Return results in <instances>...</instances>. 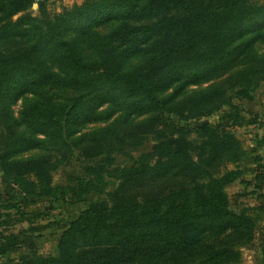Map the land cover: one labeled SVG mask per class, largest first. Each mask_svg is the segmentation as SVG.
I'll use <instances>...</instances> for the list:
<instances>
[{
    "label": "trees",
    "instance_id": "1",
    "mask_svg": "<svg viewBox=\"0 0 264 264\" xmlns=\"http://www.w3.org/2000/svg\"><path fill=\"white\" fill-rule=\"evenodd\" d=\"M260 89L264 0H84L58 13L0 0V170L22 198L99 197L69 221L55 254L14 264L238 261L264 204L235 211L226 187L239 179L264 199V162L255 156L254 177L243 178L235 128L259 117L235 100ZM91 123L102 125L84 130ZM72 151L79 174L54 185Z\"/></svg>",
    "mask_w": 264,
    "mask_h": 264
},
{
    "label": "rangeland",
    "instance_id": "2",
    "mask_svg": "<svg viewBox=\"0 0 264 264\" xmlns=\"http://www.w3.org/2000/svg\"><path fill=\"white\" fill-rule=\"evenodd\" d=\"M37 1L44 2L49 12L58 13L66 7L81 4L84 0ZM37 8V3H34L32 5L34 15H37ZM209 84L210 82L200 85L192 84L187 86L185 92H183L187 94ZM21 103L22 101L18 100L13 105L12 109L15 117L18 116ZM235 103L240 105L243 114L247 118H250L252 114H257L259 117L258 124L254 126L247 125L235 128L236 136L247 150V157L242 164L243 178L251 181L256 168L254 157L260 156L258 152L264 144L262 143L264 141V135L262 134L264 133V89L257 90L254 99L251 101L242 100L239 102L235 100ZM221 116V112L203 116L196 120V124L216 123ZM99 125L102 124H87L84 130ZM150 145V142L144 143L137 150L132 151L131 154L136 156L140 152L149 149ZM56 155L60 156V153ZM115 163L125 165L129 163V160L126 156H119ZM81 164L77 152H69L60 164L59 169L54 173L53 184L65 185L68 183L70 179L79 174ZM227 167L230 169L233 168V165L228 164ZM252 185L241 183L237 179L226 187L232 209L237 211L238 208L243 206L253 207L259 203L264 204V199L257 196ZM97 198H99L97 194L90 193L85 201L76 205L55 200L52 197L22 198L8 183L0 170V262L2 264H14L21 254L30 251H37L44 255L55 254L59 236L69 221ZM262 215L264 216V212H262ZM239 251V260L229 264H264V223L262 219L258 222L253 240L242 246Z\"/></svg>",
    "mask_w": 264,
    "mask_h": 264
},
{
    "label": "crops",
    "instance_id": "3",
    "mask_svg": "<svg viewBox=\"0 0 264 264\" xmlns=\"http://www.w3.org/2000/svg\"><path fill=\"white\" fill-rule=\"evenodd\" d=\"M262 134L264 135V133H262ZM263 135H262V136H263ZM262 143H264V141H263ZM258 153L260 154V156L262 157V160H263V162H264V144H263V146L260 148V150H259Z\"/></svg>",
    "mask_w": 264,
    "mask_h": 264
}]
</instances>
